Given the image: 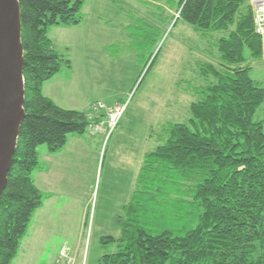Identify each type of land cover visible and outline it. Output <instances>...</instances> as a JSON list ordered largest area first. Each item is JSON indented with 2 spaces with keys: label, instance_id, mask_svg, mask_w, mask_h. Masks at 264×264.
<instances>
[{
  "label": "trees",
  "instance_id": "1",
  "mask_svg": "<svg viewBox=\"0 0 264 264\" xmlns=\"http://www.w3.org/2000/svg\"><path fill=\"white\" fill-rule=\"evenodd\" d=\"M25 51L26 118L0 204V264H12L44 196L33 180L39 148L61 151L86 134L89 112L67 110L43 93L46 82L73 68L49 31L84 21L86 0H19ZM179 19L217 41L221 66L198 63L207 84L197 90L187 123H167L144 157L134 200L118 218L122 235L103 244L119 251L99 264H264V103L246 49L264 57L250 0H183Z\"/></svg>",
  "mask_w": 264,
  "mask_h": 264
},
{
  "label": "rangeland",
  "instance_id": "2",
  "mask_svg": "<svg viewBox=\"0 0 264 264\" xmlns=\"http://www.w3.org/2000/svg\"><path fill=\"white\" fill-rule=\"evenodd\" d=\"M182 1L86 0L82 24L52 30L58 50L72 61L77 75L73 88L82 101L73 107L89 112L101 103L126 110L111 135L98 134L97 160L85 170L72 166L67 183L44 186V199L53 198L56 206L65 203V225L73 228L78 218L80 229L76 239V230L66 234L58 222L47 258L39 254L34 264L55 263L65 244L76 249V264H99L119 251L118 244H103L102 239L120 238L115 222L123 210L118 206L138 190L144 157L158 146L156 134L167 123L189 121L190 106L200 99L197 90L207 84L198 63L222 64L217 40L227 34L202 35L179 19ZM246 56L251 78L264 87V57L255 59L248 49ZM253 119L264 121V103ZM87 134L97 136L92 129Z\"/></svg>",
  "mask_w": 264,
  "mask_h": 264
},
{
  "label": "crops",
  "instance_id": "3",
  "mask_svg": "<svg viewBox=\"0 0 264 264\" xmlns=\"http://www.w3.org/2000/svg\"><path fill=\"white\" fill-rule=\"evenodd\" d=\"M53 29L55 27L50 29L49 35L57 47V43L51 37ZM68 71H71L72 74ZM76 79L75 68L62 71L59 75L44 84L43 93L63 109L84 111V109L73 107L82 101V97L73 88L75 83H77ZM99 135L93 137L87 133L83 135H72L69 137L67 145L57 153H51L49 150L39 151L40 165L32 175L38 189L43 192L44 186L51 188L62 182L67 183L65 181L71 178L69 174L70 168L74 165L84 170L87 169L92 160H97V153L101 150L102 144H100L101 139L98 138ZM89 162L90 164H88ZM135 184L136 179L133 177V185L135 186ZM135 194L136 191L132 195H128L126 201L118 206L117 210L122 211L126 205L130 204L134 200ZM65 213H67L65 203L62 206H56L53 198L44 199L42 207L35 212L32 218L28 233L21 243L19 254L12 264H34V261L38 260L39 254H42V256L46 255L47 258L49 248H52L51 244L57 236L53 227L57 226L58 222H61L60 226L67 230L66 234L72 235L76 230L75 238L77 239V234L80 229L79 220L76 218L73 228L72 226L65 225ZM118 214H116V217L114 216L116 220ZM115 225H118V221L115 222ZM72 252H76V249H72ZM59 260L56 259L55 261L54 259L55 263L53 262V264H59Z\"/></svg>",
  "mask_w": 264,
  "mask_h": 264
},
{
  "label": "water",
  "instance_id": "4",
  "mask_svg": "<svg viewBox=\"0 0 264 264\" xmlns=\"http://www.w3.org/2000/svg\"><path fill=\"white\" fill-rule=\"evenodd\" d=\"M24 55L20 1L0 0V204L26 118Z\"/></svg>",
  "mask_w": 264,
  "mask_h": 264
},
{
  "label": "built area",
  "instance_id": "5",
  "mask_svg": "<svg viewBox=\"0 0 264 264\" xmlns=\"http://www.w3.org/2000/svg\"><path fill=\"white\" fill-rule=\"evenodd\" d=\"M250 4L254 11L256 34L264 36V0H250ZM125 110L126 106L117 105L114 108H107L101 103L94 104L89 110V115L93 114V118H99L103 114L104 118L98 123H92L89 129H92L95 135L104 133L111 135L118 127ZM59 261L60 264H76V258L68 245H63L61 248Z\"/></svg>",
  "mask_w": 264,
  "mask_h": 264
}]
</instances>
